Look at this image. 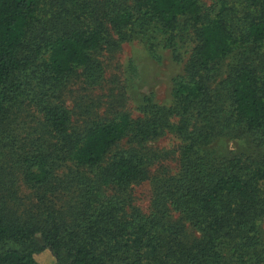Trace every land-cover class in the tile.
<instances>
[{
	"label": "trees",
	"instance_id": "trees-1",
	"mask_svg": "<svg viewBox=\"0 0 264 264\" xmlns=\"http://www.w3.org/2000/svg\"><path fill=\"white\" fill-rule=\"evenodd\" d=\"M45 2L0 0V126L32 87L39 99L80 68L96 79L92 54L109 44L111 32L152 50L156 34L171 43L187 20L196 47L186 77L173 88V106L148 101L143 118L122 114L73 132L63 106L38 101L57 138L58 158L35 154L29 162L26 181L43 189L42 206L20 216L0 190V264H264V0H245L244 14L221 3L213 17L199 0L126 6L121 0H56L51 8ZM232 56L237 63L219 84L222 93H213L217 64ZM172 116L180 119L186 143L180 172L154 178L146 216L130 203V189L149 179L146 160L134 153L107 156L126 139L144 145L161 138ZM193 120L199 126L187 132ZM219 138L240 148L218 152ZM3 143L9 145L0 137ZM60 161L83 172L75 189L59 184L72 193L63 211L49 204L60 188L52 181ZM171 209L179 215L174 222ZM188 225L200 238L185 239Z\"/></svg>",
	"mask_w": 264,
	"mask_h": 264
},
{
	"label": "rangeland",
	"instance_id": "rangeland-1",
	"mask_svg": "<svg viewBox=\"0 0 264 264\" xmlns=\"http://www.w3.org/2000/svg\"><path fill=\"white\" fill-rule=\"evenodd\" d=\"M46 1V8L56 2ZM244 1L199 0L203 12L206 15L211 14L210 17H213L214 11H218L221 3L234 9L233 14H244ZM132 2L133 0H121L123 6ZM178 31H181L180 35L171 43L167 42L168 37L156 34L152 50L142 40L130 38L129 34L125 40H120L117 34L111 32L109 44L92 54L99 64L96 79L88 77L83 68L77 69L72 78L65 80L62 86L52 92L45 91L39 99L36 98L38 91L33 92V87L28 82L30 88L32 87L30 93L27 92V97L18 99L17 104L8 113V119L0 126V137L9 144H0V190L5 188V202L10 210H15L22 216L40 203L43 189L32 187L26 181L31 157L43 154L50 156V160L53 157L58 158L55 154L57 138L45 124L38 101L45 105L52 102L63 106L70 114L73 132H86L94 122H107L122 114H127L134 120L143 118L142 108L150 103L148 101L162 108H171L174 104L173 88L178 81L186 77V69L196 47L195 33L187 20L180 22ZM236 63L237 59L232 56L217 64L215 79L210 83L213 93L221 92L219 84L226 79L230 68ZM32 84L35 85V82ZM171 124V130L161 138L144 145H136L126 139L107 156L111 159L115 154L134 153L140 159L146 160L149 179L130 189L131 206L146 216L151 215L153 209L154 178L164 174L176 176L180 172L181 154L186 143L178 133L180 119L172 116ZM193 125L199 126V123L193 120L187 132L193 131ZM213 146L218 152L240 148L236 141L223 138H219ZM82 174L81 168L72 162L60 161L54 168L52 179L60 188L56 198H50L49 204H54L55 208L62 211L66 210L72 193H63L59 184L71 182L70 188L75 189L74 184L77 185ZM87 175L92 180V176ZM170 211V221L179 219L176 212L172 209ZM261 228L264 241V220ZM200 235L189 225L185 226L186 240L200 238Z\"/></svg>",
	"mask_w": 264,
	"mask_h": 264
}]
</instances>
